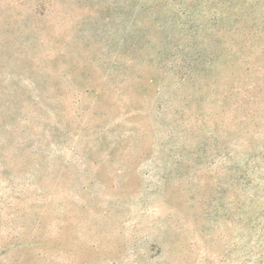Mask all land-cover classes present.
Instances as JSON below:
<instances>
[{
  "label": "rangeland",
  "instance_id": "374dc122",
  "mask_svg": "<svg viewBox=\"0 0 264 264\" xmlns=\"http://www.w3.org/2000/svg\"><path fill=\"white\" fill-rule=\"evenodd\" d=\"M0 264H264V0H0Z\"/></svg>",
  "mask_w": 264,
  "mask_h": 264
}]
</instances>
